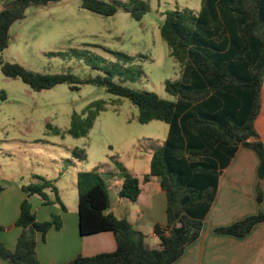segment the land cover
Segmentation results:
<instances>
[{"label":"trees","instance_id":"16d2710c","mask_svg":"<svg viewBox=\"0 0 264 264\" xmlns=\"http://www.w3.org/2000/svg\"><path fill=\"white\" fill-rule=\"evenodd\" d=\"M63 0H0V66L3 75L21 80L35 92L67 85L72 91L83 86L104 87L110 95L129 100L138 110L141 124L164 122L169 132L163 147L154 153L150 173L145 177L160 180L167 195V225H157L159 249H150L145 235L127 219L109 213L110 191L96 171L79 174V215L81 234L112 232L117 249L93 257L78 256L66 264H174L188 246L199 239L218 193L222 172L240 147L254 150L261 161L257 200L264 201V142L255 128L262 110L264 84V0H202L198 13L172 10L166 13L161 27L162 39L178 63L181 78L167 81L165 90L172 100L157 94L125 86L108 77H80L72 72L40 74L4 60L13 26L27 18L33 7L45 8ZM82 8L102 16L120 11L141 22L151 12L144 0H80ZM129 60V59H128ZM109 103L100 99L90 103L82 113L74 112L65 132L75 139L89 135ZM57 134H61L59 130ZM76 162L87 160L86 149L75 148ZM121 198L136 202L141 195L140 179L126 169L120 173ZM27 199L20 207L15 224L22 229L16 249L10 250L0 240V259L10 264H41L37 239L53 228H63L61 215L40 222L30 203L38 197L45 206H66L56 181L36 176L22 186ZM5 188L0 184V194ZM264 222V213L249 216L233 225L220 227L217 234L237 238L248 236ZM2 228H0V232Z\"/></svg>","mask_w":264,"mask_h":264},{"label":"rangeland","instance_id":"374dc122","mask_svg":"<svg viewBox=\"0 0 264 264\" xmlns=\"http://www.w3.org/2000/svg\"><path fill=\"white\" fill-rule=\"evenodd\" d=\"M144 1L151 12L141 22L122 11L110 17L95 14L82 8L80 0L30 8L27 18L13 26L4 60L40 74L108 77L105 70H109L117 83L172 100L165 83L180 79L181 72L162 39L161 27L168 11L198 13L202 0ZM100 99L109 108L100 114L89 135L80 139L66 135L74 112L82 113ZM138 117L139 110L129 100L108 94L104 87L83 86L72 91L60 85L35 92L21 80L6 78L0 66V177L6 188L0 196V224L7 225L0 227L2 232H12L17 222L7 224L3 219L14 204L15 188L8 189V180L23 177L21 185H28L36 176L54 180L71 208L80 173L96 171L104 164L97 171L107 185L112 184L104 173L109 167L117 173L122 169L148 173L169 126L164 122L141 124ZM75 148L86 149L87 160L67 168ZM33 199L29 200L34 210Z\"/></svg>","mask_w":264,"mask_h":264},{"label":"crops","instance_id":"0c3cea01","mask_svg":"<svg viewBox=\"0 0 264 264\" xmlns=\"http://www.w3.org/2000/svg\"><path fill=\"white\" fill-rule=\"evenodd\" d=\"M2 9L3 4L0 2V12ZM261 98L262 110L256 120L255 128L264 142V84ZM260 164V158L254 150L245 147L238 149L230 165L222 172L217 197L207 215L201 236L186 248L184 255L174 264H264V222L255 226L244 238L215 232L217 228L227 227L249 216L264 213V201L259 203L257 200ZM104 173L109 183H112L107 185L108 189H112L108 212L119 219L129 220L137 230L144 233L148 248L159 249L161 241L155 233V227L167 225V195L161 187L159 178L151 177L146 181L145 177L150 171L142 174L132 172L140 179L141 187L139 199L133 202L119 195L123 186L120 173L115 172L113 167H109ZM23 180L24 178L21 177L20 180L6 181L9 185L8 189L14 187L15 191L14 204L11 203L10 212L6 211L3 217L4 223L13 224L17 221L21 204L28 197L22 189ZM1 181L5 179L0 177V184ZM33 181L32 177L29 182ZM75 184L73 187L75 201L71 208L63 201L66 211L60 206H45L40 198L33 197L34 211L40 222L50 221L55 214L63 218L61 230L53 228L45 236L38 235L37 254L41 264H66L80 255L93 257L103 253H113L117 249L116 238L112 232L88 236L81 234L79 184L77 183V188ZM262 189L264 192V184ZM5 191L6 188L0 196ZM5 226L7 225L3 222L0 224V227ZM21 233L22 229L19 227L7 234L1 231L0 240L14 251ZM0 264L10 263L0 259Z\"/></svg>","mask_w":264,"mask_h":264}]
</instances>
